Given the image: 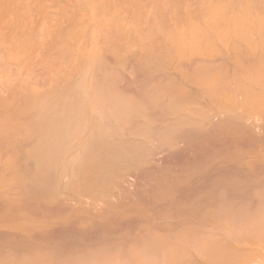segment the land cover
Instances as JSON below:
<instances>
[{
  "label": "rangeland",
  "instance_id": "1",
  "mask_svg": "<svg viewBox=\"0 0 264 264\" xmlns=\"http://www.w3.org/2000/svg\"><path fill=\"white\" fill-rule=\"evenodd\" d=\"M98 1L0 0V264H264V0Z\"/></svg>",
  "mask_w": 264,
  "mask_h": 264
},
{
  "label": "bare ground",
  "instance_id": "2",
  "mask_svg": "<svg viewBox=\"0 0 264 264\" xmlns=\"http://www.w3.org/2000/svg\"><path fill=\"white\" fill-rule=\"evenodd\" d=\"M94 1H95V0H94ZM94 1L92 0V2L94 3V4H92V5H94V7H95V6L98 4V2H99V1H98V0H96L95 2H97V1H98L96 4H95V2H94ZM99 4L101 5V3H100V2H99ZM100 5H99V7H100ZM97 6H98V5H97ZM97 6H96V7H97ZM99 7H98V8H99ZM95 10H96V9H95ZM93 16H94V15H93Z\"/></svg>",
  "mask_w": 264,
  "mask_h": 264
}]
</instances>
